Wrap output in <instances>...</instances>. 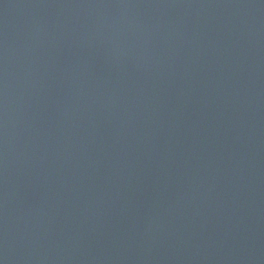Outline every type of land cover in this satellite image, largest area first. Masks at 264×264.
<instances>
[{"label":"water","instance_id":"1","mask_svg":"<svg viewBox=\"0 0 264 264\" xmlns=\"http://www.w3.org/2000/svg\"><path fill=\"white\" fill-rule=\"evenodd\" d=\"M0 264H264V0H0Z\"/></svg>","mask_w":264,"mask_h":264}]
</instances>
